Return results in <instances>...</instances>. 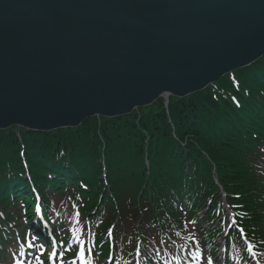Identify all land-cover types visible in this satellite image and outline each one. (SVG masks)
Segmentation results:
<instances>
[{
	"label": "trees",
	"instance_id": "16d2710c",
	"mask_svg": "<svg viewBox=\"0 0 264 264\" xmlns=\"http://www.w3.org/2000/svg\"><path fill=\"white\" fill-rule=\"evenodd\" d=\"M169 100L167 109L159 99L115 121L87 119L77 129L48 134L0 131V243L10 237L9 226L31 210L24 211L19 203V187H7L24 172V150L31 178L42 192L53 185L56 197L66 205L77 202L82 217L90 218L91 228L99 227L102 233L118 218L124 228L139 221L143 228L137 236L142 235L144 243L160 230L168 239L173 233L183 237L193 226L198 244L214 245L216 234L204 226L208 217L198 221L195 216L207 199L213 203V197L211 209L219 202L211 177L215 172L237 213L236 223L263 251L264 57L201 92ZM234 238L240 240L235 230L232 243Z\"/></svg>",
	"mask_w": 264,
	"mask_h": 264
},
{
	"label": "water",
	"instance_id": "95a60500",
	"mask_svg": "<svg viewBox=\"0 0 264 264\" xmlns=\"http://www.w3.org/2000/svg\"><path fill=\"white\" fill-rule=\"evenodd\" d=\"M263 55L264 0H0V130L124 116Z\"/></svg>",
	"mask_w": 264,
	"mask_h": 264
},
{
	"label": "bare ground",
	"instance_id": "6f19581e",
	"mask_svg": "<svg viewBox=\"0 0 264 264\" xmlns=\"http://www.w3.org/2000/svg\"><path fill=\"white\" fill-rule=\"evenodd\" d=\"M251 65V64H250ZM248 67V66H247ZM244 68H246V67H243V68H241V69H244ZM238 70H240V69H238ZM237 70V71H238ZM236 71V70H235ZM234 71V72H235ZM166 93V92H165ZM167 96H171V95H168V94H164V95H162V97H167ZM171 97H173V96H171ZM171 97H169V99L171 98ZM168 99V101H162L163 102V105L164 104H166L167 102H170V100ZM167 105V104H166ZM135 110H137V108L136 109H134L133 111H135ZM132 113H129L128 115H131ZM128 115H126V116H128ZM103 119H106L105 117H102ZM107 119H109V120H113V121H115V120H117V117H109V118H107ZM14 128H16V129H22V127H16V126H13ZM10 128H12V127H10ZM10 128H8L7 130H9ZM7 130H1V131H7ZM29 130V129H28ZM27 129H25L24 131L26 132V134H27V131H28ZM44 133H50L49 131H45ZM211 177H212V180H213V183L215 182V180H216V178H215V172H213L212 173V175H211ZM16 189V187H13V190H15ZM212 202L213 203H211V202H208V206H206L207 208H211V207H213V205H214V201H213V197H212ZM192 210V207H189L188 208V211L187 212H190Z\"/></svg>",
	"mask_w": 264,
	"mask_h": 264
},
{
	"label": "rangeland",
	"instance_id": "374dc122",
	"mask_svg": "<svg viewBox=\"0 0 264 264\" xmlns=\"http://www.w3.org/2000/svg\"><path fill=\"white\" fill-rule=\"evenodd\" d=\"M219 219H220V218H219ZM122 228H123V227H120V230H121ZM126 232H128V234L131 235V234L134 233V230H128V231H126ZM123 233H125V232H123ZM118 236H119V235L115 233V235H113L111 238H109V237H110L109 235H107L105 238H106V240L110 239V240L115 244V242H116V243H120V242L123 240L121 237H120L119 239H115V237H118ZM222 238H223V237H222ZM114 241H115V242H114ZM216 262H217V263L219 262V264H226V262L222 260V256H221V254H220L219 256H217Z\"/></svg>",
	"mask_w": 264,
	"mask_h": 264
},
{
	"label": "snow or ice",
	"instance_id": "6c2138e0",
	"mask_svg": "<svg viewBox=\"0 0 264 264\" xmlns=\"http://www.w3.org/2000/svg\"><path fill=\"white\" fill-rule=\"evenodd\" d=\"M79 259H80V261H81V264H87V262H86V260H85V257H84V253H83V251H81V252L79 253ZM40 264H43V262H40Z\"/></svg>",
	"mask_w": 264,
	"mask_h": 264
}]
</instances>
